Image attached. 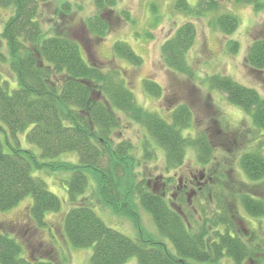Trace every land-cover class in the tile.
<instances>
[{
    "label": "trees",
    "instance_id": "16d2710c",
    "mask_svg": "<svg viewBox=\"0 0 264 264\" xmlns=\"http://www.w3.org/2000/svg\"><path fill=\"white\" fill-rule=\"evenodd\" d=\"M48 1L0 0V7L13 8L1 37L10 55L9 71L17 84L9 92L7 83L0 81V122L5 127L0 125V133L9 148L4 151L0 139V212L11 210L30 195L29 216L36 226H45L46 213L58 212L61 203L40 178L32 176V171L62 172L68 176L62 183L66 185L70 204L64 230L73 247L92 248L90 264H124L130 257L136 258V264H189L188 261L217 264L224 257L234 264L245 261L260 264L238 232L236 222L240 220L234 221L236 215H229L230 208L226 209L225 184L209 188L219 212L214 210L210 215L201 212L204 217L198 224L191 213L171 209L161 194L145 189L142 181H134L131 143L115 144L112 139L119 124L117 111L144 127L153 144L163 150L167 169L183 164L187 148L195 149L197 162L207 165L217 145L204 132L194 138L182 134L189 127L191 115L186 105L177 107L169 121L137 105L118 70L110 67L104 70L82 58L80 45L66 25L55 27L51 35L44 34L37 18L40 6ZM224 1L197 0L192 8L185 0H177L175 8L197 18L211 16L209 24L228 35L237 28L238 19L230 11L218 12ZM229 1L249 4L254 12L264 13V0ZM69 5H64V12L70 10ZM94 5L96 14L88 17L83 26L102 38L111 28L105 15L113 12L116 0H94ZM195 39L193 23L184 22L160 49L163 64L189 80L194 77V69L187 62V53ZM229 46L235 52L238 43L230 41ZM112 53L134 67L141 65V57L123 41L113 43ZM244 63L253 72L264 70V37L253 39ZM207 79L210 88L223 93L229 103L250 116L254 127L264 128V98L254 89L227 76L211 75ZM142 86L145 93L160 95L161 88L156 82L145 79ZM28 128L26 141L39 149V155L21 148L17 141ZM142 146L144 158L149 159L153 155L147 148L149 144L144 141ZM68 152L77 153V163L55 161ZM240 168L249 180L258 181L264 176V157L259 152L244 153ZM90 178L101 204L116 215L126 216L138 229V240L107 226L88 200L78 198L86 192ZM235 197L247 215L264 216V196L254 197L241 191ZM137 205L150 214L157 232L171 243L174 252L142 232ZM23 246L7 232L0 231V264L57 263L53 253L44 260L37 258L43 253L26 256Z\"/></svg>",
    "mask_w": 264,
    "mask_h": 264
},
{
    "label": "rangeland",
    "instance_id": "374dc122",
    "mask_svg": "<svg viewBox=\"0 0 264 264\" xmlns=\"http://www.w3.org/2000/svg\"><path fill=\"white\" fill-rule=\"evenodd\" d=\"M176 1L116 0L113 12L105 15L111 22V28L102 38L95 37L83 26L88 17L96 14L94 0H49L40 6L37 20L46 35L53 34L55 27H69L73 38L80 45L82 58L88 64L99 65L104 70L107 67L118 70L126 87L133 93L136 104L145 110L169 121L173 111L180 105L189 108V127L183 130L182 134L194 138L204 132L207 138L217 145L207 165L199 164L196 150L187 148L183 164L174 169H167L163 150L153 144L142 125L133 122L122 112L117 111L119 124L112 139L115 144L121 141L131 143L130 155L134 160L135 182L142 181L145 189L161 194L168 206L176 202V206L178 204L181 210L191 213L192 220L198 224L204 217L203 211L210 215L217 210L215 199H208V194H213L209 188L215 184H225L226 196L224 195L223 201H226V209L230 208L229 215H236L234 221L235 218L240 220L236 222L238 232H241L242 239L251 247V253L256 255L260 264H264V216L247 215L235 197L241 191L250 192L254 197L264 196V176L258 181H251L240 168V158L244 153L259 152L264 157V128L254 127L250 116L238 106L229 103L223 93L210 88L207 79L211 75L227 76L245 87L254 89L264 98V70L253 72L244 63V57L253 39L264 37V13L254 12L246 3L233 4L229 0L224 1L218 12L233 13L238 19V26L232 33L223 35L209 24L211 16L197 18L183 13L175 8ZM185 1L192 8L197 4V0ZM66 3L70 4V10L64 12ZM12 14L13 8L0 7V55L3 57L0 59V81L7 83L9 92L14 90L17 84L14 75L9 71L10 55L1 32ZM184 22L193 23L196 30L195 42L187 53V62L194 69V77L190 80L168 69L160 56L164 41ZM115 41L127 43L141 57V65L134 67L125 60L113 57L112 45ZM230 41L238 43L235 52L230 51ZM145 79H150L160 86L159 96L154 97L144 92L142 83ZM0 125L3 126L1 122ZM29 128L17 137V141L21 148L31 149L39 155V149L26 141ZM0 139L4 151L8 152L3 133H0ZM144 141L149 144V152L153 153L149 159L144 158ZM55 161L77 163L78 156L75 152H68L59 155ZM135 162L139 164L135 165ZM197 170H205L212 180V175L215 176V183L206 186V190L210 192L190 195L188 205L184 203L185 194L173 199L178 179L187 178L191 173L197 177ZM32 176L40 178L47 190L59 198L60 210L46 213L45 226L38 227L29 216L32 197L28 195L11 210L0 212V231L7 232L9 237L24 245L26 256L31 253H43L37 258L44 260L53 253L56 264H90L92 248L73 247L64 230V218L70 204L66 185L62 181L68 176L62 172L47 173L36 170L32 171ZM78 198L88 200L95 214L107 226L132 240H138V229L126 216L116 215L101 204L95 196L91 178L86 192ZM136 211L142 232L163 242L169 251L174 252L171 243L157 232L150 214L139 205ZM188 263L201 264L194 261ZM243 263L248 264L246 261ZM124 264H136V258L130 257ZM217 264L234 263L230 258L224 257Z\"/></svg>",
    "mask_w": 264,
    "mask_h": 264
},
{
    "label": "flooded vegetation",
    "instance_id": "af4514ba",
    "mask_svg": "<svg viewBox=\"0 0 264 264\" xmlns=\"http://www.w3.org/2000/svg\"><path fill=\"white\" fill-rule=\"evenodd\" d=\"M198 176L195 177L193 173L190 174L187 178H179L178 179V186L175 189V193L173 195V199H177L178 197H182V195H186V200L184 203L186 205L189 204V196L190 195H201L205 193L206 186H210L214 184L215 182L211 179L210 176H207L206 171H198ZM208 199L212 200V196L208 194ZM171 209H174L178 212H181V207H178V204L176 206V202H173L171 205H169Z\"/></svg>",
    "mask_w": 264,
    "mask_h": 264
}]
</instances>
